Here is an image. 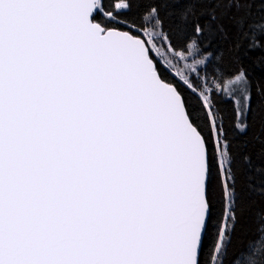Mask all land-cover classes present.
<instances>
[{
  "label": "snow or ice",
  "instance_id": "snow-or-ice-1",
  "mask_svg": "<svg viewBox=\"0 0 264 264\" xmlns=\"http://www.w3.org/2000/svg\"><path fill=\"white\" fill-rule=\"evenodd\" d=\"M131 8L132 0H0V264H264V219L229 253L237 157L213 102L231 105L232 127L246 132L247 72L221 67L191 9L173 45L156 6L139 24L124 18ZM260 28L252 48H264ZM157 40L185 62L178 81L160 68ZM217 60L215 88L201 90L200 71ZM214 175L222 211L202 259Z\"/></svg>",
  "mask_w": 264,
  "mask_h": 264
},
{
  "label": "trees",
  "instance_id": "trees-1",
  "mask_svg": "<svg viewBox=\"0 0 264 264\" xmlns=\"http://www.w3.org/2000/svg\"><path fill=\"white\" fill-rule=\"evenodd\" d=\"M237 2H240V7H237ZM150 5L158 8L164 31L172 38L173 45L180 43L181 13L186 9H191L194 13L189 19H198L205 26L204 45L209 47L216 57L221 58L222 64L217 60L200 71L198 82L201 90L205 84L209 88H215L219 78V68L215 67L216 64H221L228 72L245 70L251 82L252 111L248 115V127L244 133L232 127L231 105L215 98L213 100L217 105L218 122L219 119L223 120L233 154L237 157V223L229 248V253L235 252L257 236L260 222L264 219V96L261 95L264 92V48L250 46V34L259 33L260 26L264 25V0H132L131 11L124 18L139 24L141 15ZM241 19L244 22L243 28L237 23ZM157 43H162L164 48L169 49L166 42L157 40ZM159 65L168 74L170 81L179 80L176 71L179 65L173 58L168 61L163 57ZM191 78L196 80L195 74H192ZM186 99L189 110L207 134L208 128L197 94L188 91ZM243 155L250 157V165L241 161ZM210 192L213 194L214 210L208 224L202 259H207L208 250L215 243L222 211L215 175Z\"/></svg>",
  "mask_w": 264,
  "mask_h": 264
},
{
  "label": "rangeland",
  "instance_id": "rangeland-1",
  "mask_svg": "<svg viewBox=\"0 0 264 264\" xmlns=\"http://www.w3.org/2000/svg\"><path fill=\"white\" fill-rule=\"evenodd\" d=\"M157 47L161 48V53L159 54V56H157V59L159 61H161V58H163V57H164L165 60H168V61L171 58H173L178 63V65H179V69L176 70L177 73L178 74L181 73V72L187 73V69H186L185 62L184 61H181L178 58L173 57L172 56V53L169 51V49L164 48L162 43H157ZM154 55H156V54L154 53ZM188 63H191V58L189 59Z\"/></svg>",
  "mask_w": 264,
  "mask_h": 264
}]
</instances>
